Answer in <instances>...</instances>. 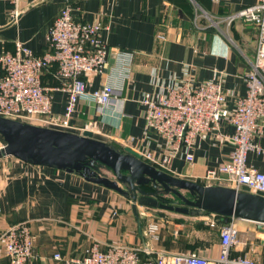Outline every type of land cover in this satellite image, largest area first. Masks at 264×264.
<instances>
[{"label":"crops","instance_id":"obj_1","mask_svg":"<svg viewBox=\"0 0 264 264\" xmlns=\"http://www.w3.org/2000/svg\"><path fill=\"white\" fill-rule=\"evenodd\" d=\"M257 2L0 0V56L14 53L17 43L35 55H43L48 49L51 26L68 6L78 20L101 23L102 39L110 48L135 53L131 79L123 90L115 92L113 105L103 111L93 103L80 101L71 128L64 131L78 135L91 131L97 140L119 151L128 148L125 139L134 137L132 149L140 152L147 143L143 140L144 94L181 80L187 69L191 70L195 85L214 79L216 73H224L230 108H235L237 99L246 95L244 75L250 71L255 57L257 31L241 19L232 22L230 19ZM108 71L84 77L87 90L101 89L107 83ZM2 75L0 65V81ZM65 82L56 77L55 69L43 77L44 86L52 89L51 118L56 122L64 116L68 101ZM222 132L230 136L234 129L223 122ZM255 142L264 149V122L263 134ZM5 145L0 135V150ZM147 145L157 158L169 152L166 141L155 134ZM232 151L233 144L227 139H197L192 149L193 163L185 159L182 150L183 154L171 157L166 169H158L198 182L208 170L227 162ZM247 162L264 173V153L250 152ZM104 173L112 178L111 173ZM157 210L138 205V218L131 198L91 183L77 173L31 165L15 157H0V264H8L1 235L9 227L24 222L34 236L36 257L31 264H65L66 260L81 257L95 243L103 251L115 245L137 248L142 260L153 264L158 253H177L174 245L166 244L168 239L174 241L167 231H175L176 224L170 222V215ZM154 215L165 229L159 242L147 243L144 232ZM219 250L218 243L211 251L202 248L200 255L215 258ZM57 254L61 260L55 259Z\"/></svg>","mask_w":264,"mask_h":264},{"label":"built area","instance_id":"obj_2","mask_svg":"<svg viewBox=\"0 0 264 264\" xmlns=\"http://www.w3.org/2000/svg\"><path fill=\"white\" fill-rule=\"evenodd\" d=\"M250 24L257 31V48L250 71L244 75L246 95L239 97L235 108L224 88V73H216L214 79L195 85L191 70L187 69L181 80L162 87L159 91L144 94L141 104L145 108L143 140L146 145L139 153L143 160L166 169L173 155L183 154L191 164L192 149L197 139L216 141L227 139L233 144L230 159L217 169L208 170L204 185H221L242 191L246 186L251 193L264 194V173L248 165L250 152L264 153L255 139L263 134L264 122V0L247 7L231 17ZM101 23L78 20L71 7H65L55 19L48 33V49L43 55H35L21 43L14 53L0 56L3 72L0 81V116L44 127L71 128V121L80 101L93 103L101 111L111 107L114 94L121 91L131 79L135 53L110 48L102 39ZM110 58L113 63H110ZM55 69L57 78L64 79L68 101L64 116L57 122L51 118L52 89L44 86L45 73ZM108 71L107 83L95 91H88L84 77L101 75ZM52 119V120H51ZM231 125L234 133L226 136L222 123ZM166 141L169 152L157 158L147 145L152 135ZM136 139L124 140L132 148ZM202 218L211 228L219 229V254L204 257L195 253H158L153 264H264L252 247L257 234L241 240L236 219L221 223L218 215L204 213ZM162 223L152 220L144 232L147 243L159 242ZM258 233V232H253ZM258 238V239H257ZM1 239L8 264H31L35 260L34 236L28 223L9 227ZM264 246V239H260ZM249 247V250L246 249ZM246 251V252H245ZM140 250L115 245L103 251L98 243L85 250L78 258L65 264H147ZM61 260V255H55Z\"/></svg>","mask_w":264,"mask_h":264},{"label":"water","instance_id":"obj_3","mask_svg":"<svg viewBox=\"0 0 264 264\" xmlns=\"http://www.w3.org/2000/svg\"><path fill=\"white\" fill-rule=\"evenodd\" d=\"M0 135L6 143L0 157L77 173L91 183L131 198L138 218V205L185 215L209 213L226 220L255 223L257 230L264 233V194L251 193L246 186L237 191L171 175L144 161L132 148L119 151L97 140L91 131L78 135L0 116ZM171 195L179 202L167 201Z\"/></svg>","mask_w":264,"mask_h":264},{"label":"rangeland","instance_id":"obj_4","mask_svg":"<svg viewBox=\"0 0 264 264\" xmlns=\"http://www.w3.org/2000/svg\"><path fill=\"white\" fill-rule=\"evenodd\" d=\"M172 195L168 198L170 201H175ZM158 211V210H157ZM160 211V210H159ZM163 213H167L170 215V222L176 224V230L169 232L171 237L174 238L166 240L167 243H171L174 245V252L177 253H195L200 255L202 248H206L208 251L214 249L215 245L219 243V229L211 228L205 224V220L202 218L203 214H180L175 212L162 211ZM155 216V215H154ZM155 221L159 220V217L154 218ZM161 223V221H159ZM238 228L241 232V240L245 241L247 239V235H258V240H256L253 244V248L256 252L259 253V260L264 262V246L261 243L260 239H264V233H260L257 230V225L251 222H242L236 221ZM165 229V227H164ZM258 232V233H253ZM163 235V231L161 233V237ZM170 237V236H169ZM249 250V247L246 251Z\"/></svg>","mask_w":264,"mask_h":264},{"label":"trees","instance_id":"obj_5","mask_svg":"<svg viewBox=\"0 0 264 264\" xmlns=\"http://www.w3.org/2000/svg\"><path fill=\"white\" fill-rule=\"evenodd\" d=\"M199 183H201V184H203L204 185V182L203 181H198ZM169 198V197H168ZM168 198H166L167 199V201H169V199ZM196 213V212H195ZM194 213V214H195ZM197 214V213H196ZM202 214V213H201ZM219 217V220H220V222L221 223H226V222H229V221H231V218H229L228 220H226V218H223V217H220V216H218Z\"/></svg>","mask_w":264,"mask_h":264},{"label":"flooded vegetation","instance_id":"obj_6","mask_svg":"<svg viewBox=\"0 0 264 264\" xmlns=\"http://www.w3.org/2000/svg\"><path fill=\"white\" fill-rule=\"evenodd\" d=\"M168 197H170V196H168ZM174 199H176V198H174ZM166 200H167V199H166ZM176 200H177V199H176ZM176 200H175V201H170V200H169V202H176ZM178 202H179V201H178ZM178 202H176V203H178Z\"/></svg>","mask_w":264,"mask_h":264}]
</instances>
